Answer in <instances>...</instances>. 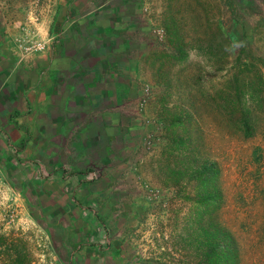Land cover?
Listing matches in <instances>:
<instances>
[{"label":"rangeland","instance_id":"374dc122","mask_svg":"<svg viewBox=\"0 0 264 264\" xmlns=\"http://www.w3.org/2000/svg\"><path fill=\"white\" fill-rule=\"evenodd\" d=\"M141 2L126 11L123 39L86 45L98 44L107 55L99 67L109 68V90L100 98L77 93L80 115L69 132L90 121L88 133L99 137L91 141V155H67L64 172L85 169L88 183L54 186L51 166L28 164L39 159L35 155L17 156L21 164L0 156V230L18 239L16 249L31 264H82L83 244L108 245L97 264H206L210 230L233 236L235 264H264V122L244 137L184 97L234 70L238 41L264 39V27L257 30L264 0ZM254 48L264 56V46ZM189 106L196 140L179 144L181 136L190 138V122L173 120ZM189 160L192 167L208 160L217 168L207 187L219 195L212 207L198 199L204 190ZM103 234L109 243L100 241Z\"/></svg>","mask_w":264,"mask_h":264},{"label":"crops","instance_id":"0c3cea01","mask_svg":"<svg viewBox=\"0 0 264 264\" xmlns=\"http://www.w3.org/2000/svg\"><path fill=\"white\" fill-rule=\"evenodd\" d=\"M136 1L43 0L38 30L46 45L40 51L23 55L15 36L25 21L28 0H0L1 157L8 161L14 156L20 162L17 156L35 155L39 159L28 164L34 170L51 166L53 178L50 181L54 186H86L85 169L70 170V174L64 172L67 157L91 155L88 148L98 136L88 133L90 121L83 122L77 133L69 132L70 125L76 124V117L80 115L76 97L77 93L85 92L88 99L94 92L100 98L110 84L108 66L99 67L102 66L99 61L101 63L107 55L98 44L89 50L86 45H91L93 39H119V35L123 39L126 25L130 26L126 11L130 7L139 8ZM141 3L143 5V0ZM109 28L114 32L108 34ZM64 112L70 117L62 116ZM64 140L75 142L68 145L62 143ZM79 193L81 197L84 192ZM79 213L81 215L82 211ZM97 236L100 241L104 239L105 244L109 243L107 235ZM107 248L108 245L102 249L100 244L95 247L83 244L78 249V259L82 264H86L88 258V264L93 261L97 264L101 256L106 255ZM78 259L76 255L74 261Z\"/></svg>","mask_w":264,"mask_h":264},{"label":"trees","instance_id":"16d2710c","mask_svg":"<svg viewBox=\"0 0 264 264\" xmlns=\"http://www.w3.org/2000/svg\"><path fill=\"white\" fill-rule=\"evenodd\" d=\"M257 30L264 27V13L259 15ZM257 32V31H256ZM227 41V39H225ZM224 39L220 41L223 44ZM260 43V44H259ZM263 49L264 39L243 38L235 46L234 70L221 74L220 81L212 88L200 87L196 93H187L185 98L190 106L200 103L203 107L215 111L220 123L225 129L239 133L244 137L253 135L261 123L264 122V56L255 53L254 46ZM216 53L217 50H215ZM259 53V52H257ZM219 54V53H218ZM220 55V54H219ZM219 57V56H218ZM219 66L223 64V55L218 59ZM183 106V105H182ZM189 107H185L181 114L173 120L177 126L184 121L190 122L191 136L178 139L179 144H191L195 142L193 131L198 130L193 124L196 114ZM184 108V107H183ZM182 108V109H183ZM187 140V141H186ZM189 155H192L189 153ZM188 155V156H189ZM192 159H197L192 155ZM194 166L188 163V167ZM197 174L204 192L199 195L205 207H212L219 195L207 188L217 178V168L212 161L204 160L192 167ZM207 230V229H206ZM211 239L207 242L208 249L204 252L206 264H235L236 242L233 236L226 230L221 235L216 231H208ZM18 239L11 238L5 231L0 230V264H31L29 257L16 249L15 242ZM25 256L24 262L22 261Z\"/></svg>","mask_w":264,"mask_h":264},{"label":"built area","instance_id":"2783aa9c","mask_svg":"<svg viewBox=\"0 0 264 264\" xmlns=\"http://www.w3.org/2000/svg\"><path fill=\"white\" fill-rule=\"evenodd\" d=\"M34 0L31 8L27 10L25 21L15 36V41L23 55L42 50L46 40L40 36L38 25L40 21V7Z\"/></svg>","mask_w":264,"mask_h":264}]
</instances>
